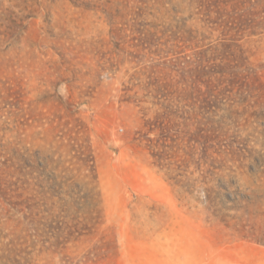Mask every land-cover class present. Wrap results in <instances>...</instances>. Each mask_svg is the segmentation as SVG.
Listing matches in <instances>:
<instances>
[{"label": "rangeland", "instance_id": "rangeland-1", "mask_svg": "<svg viewBox=\"0 0 264 264\" xmlns=\"http://www.w3.org/2000/svg\"><path fill=\"white\" fill-rule=\"evenodd\" d=\"M0 264H264V0H0Z\"/></svg>", "mask_w": 264, "mask_h": 264}]
</instances>
